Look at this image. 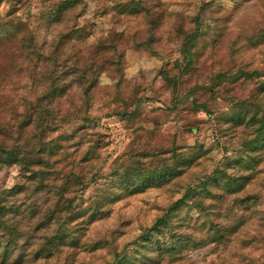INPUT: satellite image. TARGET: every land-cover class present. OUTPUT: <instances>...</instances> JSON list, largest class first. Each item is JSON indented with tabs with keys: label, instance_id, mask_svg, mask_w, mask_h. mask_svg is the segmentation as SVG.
I'll return each mask as SVG.
<instances>
[{
	"label": "rangeland",
	"instance_id": "374dc122",
	"mask_svg": "<svg viewBox=\"0 0 264 264\" xmlns=\"http://www.w3.org/2000/svg\"><path fill=\"white\" fill-rule=\"evenodd\" d=\"M200 1L0 0V129L5 138L25 118L30 95L41 91L50 70L64 77L62 67H49L50 61L45 66L41 59L57 35L70 26L73 31L59 47L57 65L66 61L71 68L73 49L95 50L98 44L103 48L104 42L109 68H114L116 52L121 51L123 79L115 86L118 98L108 107L119 114L101 117L96 123H65V133L82 128L81 138L100 137L107 163L127 152L130 168L138 166L141 159L133 155L149 139L153 146L160 144L157 140L169 143L167 147L176 153L157 157L155 163L161 165L164 157L169 167L180 161L181 172L166 184L122 193L108 203L105 217L94 222L87 240L95 241L102 233L108 241L116 240V248L108 243L94 251L64 248L54 252L52 259L35 260L34 249L52 227L36 228V216L28 211L47 206L49 194H31L23 188L15 194L7 192L14 183L26 180L27 174L13 162L11 153H0V192L6 191L4 201H12L17 209L8 211L10 221L0 222V234L8 244L1 264H114L115 258L125 264H264V97L250 107L254 122L230 120L236 111L230 103L251 94L257 82L256 78L241 79L242 68H255L253 75L264 79V0H204L211 8L201 26L205 33L196 45L200 76L197 68L189 71L182 78V89L208 82L210 73L225 71L229 79L218 85L214 100L208 91L197 94L207 101L208 116L201 110L193 112L196 106L191 98L178 101L175 93L172 97L160 76L161 68L179 59L180 38L195 29L192 18ZM150 38V46L140 44ZM27 45L33 47L31 52ZM97 57L105 58V51ZM103 79L100 85L106 83L113 90V80L108 75ZM137 93L142 100L134 109ZM172 105L179 112L171 111ZM94 107L99 108L97 103ZM124 112L130 116L120 114ZM189 126L194 128L188 130ZM77 134L70 143L84 142ZM254 141L257 148L246 149ZM249 156L255 163L248 168L244 161ZM188 187L195 192L170 212L171 222L150 229ZM145 233H149L147 240ZM177 238L180 244L173 247Z\"/></svg>",
	"mask_w": 264,
	"mask_h": 264
},
{
	"label": "trees",
	"instance_id": "16d2710c",
	"mask_svg": "<svg viewBox=\"0 0 264 264\" xmlns=\"http://www.w3.org/2000/svg\"><path fill=\"white\" fill-rule=\"evenodd\" d=\"M209 8L211 6L208 1H200L192 18L195 29L190 34L180 38L179 59H176L170 67H163L160 70L161 80L169 88L172 97L175 93L178 101L183 100L182 98H191L192 104L196 106V109L195 107L192 108L193 112L201 110L207 116L211 113L209 105L207 101L199 99L197 94L208 91L209 98L214 100L218 96L216 94L218 85L229 79L225 71L219 70L214 74L210 73L206 77L209 79V84H206L208 82H199L184 90L182 89V78L196 68L197 75L200 76L198 64H196V45L198 38L205 33L206 29L204 30L201 26ZM71 30L73 31V28L70 26L68 30H62L41 59L45 66L50 61L52 66L49 65V67H62L60 73L65 72L64 77L60 79L59 74H55V70L51 69L41 91L38 94L32 92L33 95H30V102H27L26 105V116L12 131V135L5 138L0 129V153H11L13 162L18 165L22 172L27 174L26 180L14 183L11 188L7 189V192L11 191L15 194L23 188V191H29L31 194L40 191H46L49 194L47 206L40 210L31 209L28 211L31 217L36 216V228L40 225L52 227V230L45 234V240L34 249L32 258L35 260L39 258H43L45 261L52 259L54 252L64 248L94 251L98 248H104L105 243H108V246L112 244L116 248V240L108 241L102 233H98L95 241L87 240L93 232L94 222L105 217L108 203L122 193L143 192L146 188L166 184L181 174L180 161L174 162L171 167H169L168 157H164L161 165L155 163L157 157L165 156L166 153L173 155V151L176 153L172 147H167L169 143L165 144L157 140L160 144L156 143L153 146L149 139L145 142V146L138 149L133 155L135 159H141L138 166L130 168L126 160L127 152H123L120 157L107 163L108 160L103 157L105 146L100 137H87L85 135L84 138H81L83 137V131L80 132L82 128L71 133H65L63 130L65 123L72 121H81L85 124L96 123L101 117L119 114L117 111L109 110L108 107L118 98L115 86L121 83L123 79L121 51L116 52L115 61H113L114 68H109V61L106 60L109 57V49L107 46L105 47L104 42H101L104 45L103 48L98 44L95 45V50L85 48L83 51H79L73 49L71 68L66 67V61L57 65L55 60L61 52L59 47L63 44L66 34L72 32ZM252 37L254 36L246 39ZM100 40L101 38L97 39L96 43H99ZM214 43H216V39H214ZM140 44L150 46L151 38L141 41ZM24 47H28L26 50L29 52L33 50L30 45ZM98 49L100 50L98 51ZM102 51H105V58H98L97 54ZM151 51L153 50L151 49ZM40 55L42 57V53ZM245 69L242 68L240 71V78L245 80L256 78L257 82L251 94L238 99L239 101L234 100L230 103L234 107L233 109H236L230 117L234 123L254 122L255 114L251 113L250 107L258 97H264V79H257V76L253 75V72L256 71L255 68ZM114 70L116 72L111 74ZM103 75H105V79L108 75V78L113 80V90L106 83L100 85L105 81L104 79L100 80ZM141 100L142 97L138 93L133 96L134 109ZM95 103L98 104L99 108L94 107ZM170 110L179 112L177 105H172ZM97 111L104 113L97 114ZM126 112L120 114L123 116L130 114ZM193 128V126H189L188 130ZM78 132L79 134H77ZM76 134L77 139L81 138L80 140H84V142L70 143ZM247 148L255 150L257 148L256 142H248ZM249 157H251L250 160L244 161L248 168L255 163L254 157ZM2 162L3 160L0 158V165ZM136 162L138 163V161ZM86 191L89 194L85 196ZM4 192H0L2 195L0 199V222L2 224L10 221L8 211L15 209L14 204H11L12 201L9 204L4 201L7 199ZM194 192L195 188L188 187L180 199L170 203L167 211L165 210L156 217L150 229L168 225L171 222L170 212H174L178 208V204L192 196ZM12 234L13 231L9 235ZM19 234H22V231H19ZM148 235L149 233H145L143 238L147 240ZM178 238L175 239L173 247L180 244ZM184 242H190V239L184 240ZM7 246L6 240L0 234V258L5 256ZM164 251L165 249L161 253ZM18 260L23 261L21 258ZM158 263L156 261L152 264ZM114 264L125 263L115 258Z\"/></svg>",
	"mask_w": 264,
	"mask_h": 264
}]
</instances>
